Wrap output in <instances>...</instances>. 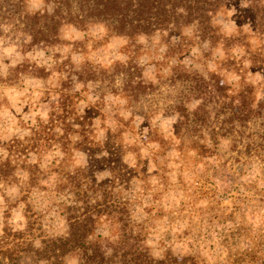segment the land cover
Returning a JSON list of instances; mask_svg holds the SVG:
<instances>
[{"label": "rangeland", "instance_id": "rangeland-1", "mask_svg": "<svg viewBox=\"0 0 264 264\" xmlns=\"http://www.w3.org/2000/svg\"><path fill=\"white\" fill-rule=\"evenodd\" d=\"M23 1L28 11L44 8L42 0ZM259 9L264 0H227L211 20L216 42L190 25L180 40L187 46L172 52L168 41L178 39L167 33L141 37L125 54L126 40L100 25H65L60 42L44 47L0 23V163L10 146H23L39 168L29 177L17 154L13 174L0 175V239L5 231L26 232L36 248L43 237L64 238L67 218L85 210L79 198L92 205L91 228L105 250L122 242L177 264H264ZM93 66L102 72L92 82L74 75ZM126 70L144 85L134 101L123 95ZM184 71L207 84L198 90ZM63 94L73 131L48 124L34 136ZM78 121L86 126L82 143ZM100 196L106 201L95 207ZM14 256L0 264H33L23 252ZM65 264L87 263L76 252Z\"/></svg>", "mask_w": 264, "mask_h": 264}, {"label": "trees", "instance_id": "trees-1", "mask_svg": "<svg viewBox=\"0 0 264 264\" xmlns=\"http://www.w3.org/2000/svg\"><path fill=\"white\" fill-rule=\"evenodd\" d=\"M44 8L28 11L26 10L23 0H0V23L12 27L13 31L26 34L31 46L49 47L60 42L61 27L68 25L73 27H84L87 24H95L102 26L107 36H116L126 40L124 47L125 54L130 47L137 50L140 45L141 37H150L155 34L167 33V38L171 36L177 37L178 41L169 42L171 52L179 49L176 47H186L187 45L180 42L184 39L182 34L183 29L193 25L196 32L201 37L209 40L211 43L216 42L214 27L211 20L214 15L225 5L227 0H42ZM255 2L256 0H249ZM50 6V10L47 7ZM12 8V10H9ZM264 10L255 11V22L257 27L264 26L262 12ZM121 65V64H117ZM116 66V64L114 65ZM122 66H124L122 64ZM101 70L93 67L90 69H82L76 71L74 75L78 79H84L85 82H92L97 78V74ZM129 79L125 82L126 87L123 88V95L129 101H134L138 96L143 82L137 81L136 76H132L129 70H126ZM86 77V78H84ZM182 77L185 80L194 82L199 90L202 86L199 82L205 83L204 79L199 78L195 74L184 71ZM217 83L214 78L209 82ZM207 84V83H205ZM204 84V86H205ZM216 85V84H215ZM130 87V89H128ZM201 90V89H200ZM197 96V95H196ZM68 104L67 97L61 95L58 112H52L50 119L45 124L39 123L34 130V136L41 137L40 131H47V125L55 126L54 124H65V126L73 131L71 122L67 121L64 116ZM57 111V110H56ZM62 114V117L60 115ZM195 116L198 114L194 113ZM193 114V115H194ZM183 118L188 120V114H182ZM87 118V117H86ZM244 115L239 117V121H246ZM88 124L91 123L90 118H87ZM84 122L78 121V126L81 131L77 132L80 136L79 143L85 142L87 136L85 134ZM39 130V131H38ZM67 134V133H65ZM37 138V139H39ZM36 139V140H37ZM35 140V141H36ZM34 141V142H35ZM33 142V144H34ZM35 144L33 145V147ZM15 146L9 148V156L6 160L0 163L1 177H7L13 174L19 164L12 165V158H16L17 154L24 155L26 160L20 163V168L33 177L35 171H39L38 165L28 161L27 148L23 146ZM34 180V179H33ZM34 185V184H32ZM80 185V184H79ZM103 184H98L101 188ZM83 202L85 210L69 216L67 218L68 232L64 238H46L40 239L36 248L33 247V240L25 241L23 238L26 232H11L5 231V236L0 239V244L5 242L4 248L0 247V257L9 262H13L16 252L25 253L26 257L33 264H65L67 256L80 252L82 259L87 264H177L176 258H152L145 249L138 246L125 248L122 242H118L117 246L113 245L107 248L102 247V238L100 235H94L91 228L93 214L91 213L89 201L84 199L78 200ZM98 199V198H96ZM95 199V200H96ZM106 201L105 197L100 196V200L96 201L95 207L101 206V202ZM76 205V203H75ZM70 213L73 212L71 207H68ZM28 229V228H27ZM16 248L13 249V248ZM16 264L17 261L15 260Z\"/></svg>", "mask_w": 264, "mask_h": 264}]
</instances>
